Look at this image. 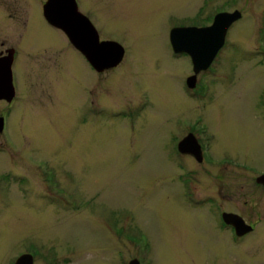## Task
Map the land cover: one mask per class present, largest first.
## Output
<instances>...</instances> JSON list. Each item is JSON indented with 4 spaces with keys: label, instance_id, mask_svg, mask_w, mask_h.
Wrapping results in <instances>:
<instances>
[{
    "label": "rangeland",
    "instance_id": "374dc122",
    "mask_svg": "<svg viewBox=\"0 0 264 264\" xmlns=\"http://www.w3.org/2000/svg\"><path fill=\"white\" fill-rule=\"evenodd\" d=\"M79 2L101 40L119 42L127 56L98 74L63 31L46 27L55 50L47 44L26 60L11 117L17 150L0 152V171L10 176L0 187V264H11L24 245L40 246L47 263L127 264L129 234L138 250H151L144 256L153 264H264V231L245 253H231L229 234L186 200L185 182L196 177L205 192L228 193L252 222L264 212L256 179L205 169L176 152L180 123L202 117L215 136L214 162L228 157L264 171V70L254 46L264 0ZM224 10L244 16L229 31L208 97L197 98L185 88L193 64L173 56L170 31L210 25ZM42 161L58 173L55 188L39 173Z\"/></svg>",
    "mask_w": 264,
    "mask_h": 264
},
{
    "label": "flooded vegetation",
    "instance_id": "af4514ba",
    "mask_svg": "<svg viewBox=\"0 0 264 264\" xmlns=\"http://www.w3.org/2000/svg\"><path fill=\"white\" fill-rule=\"evenodd\" d=\"M75 1L78 11L83 15L84 18L90 21L93 27L97 29L95 25L96 20L91 19L88 14L82 12L79 0ZM48 2L49 0H0V61H2V64L0 66V93L10 90L9 79L8 77H6V71L4 70V66L9 65L10 62L12 63V82L15 91V97L11 101L9 100V98H6L4 96H1L4 99L0 98V104L2 103V106H0V152L6 150L10 155H12V152L15 151L14 149H16L15 138L13 136V132L11 131V117L19 102V96L21 93V77L22 74L25 73L26 60H35L37 58V55L40 54L42 47L47 46V44H49L52 50H55L51 47V42H54V39L52 40L51 36L52 33L50 34V36H48V33H46V27L51 31L55 30L63 33L60 29L53 26L48 21L45 15V7ZM237 11L230 12L224 10L220 13H235ZM238 12L241 14V17L229 28L225 44L218 52L213 63L208 69L201 71L197 75L195 86L194 88H192L195 93L194 97H208L210 90L209 76L214 75L217 72L216 64L221 56V53L229 47V31L234 24L243 19V13L241 11ZM218 14L215 15L213 22L215 21V18ZM260 15L261 26L259 27V30L257 32L258 36L254 40V46H256L257 50L255 58L258 59V67L262 65V67L260 68L264 70V6ZM210 25H193L191 27L203 28ZM65 37L68 39L66 35ZM49 40H51L50 43H48ZM43 42L44 45L42 46L41 43ZM69 43L72 45L70 41ZM72 47L74 46L72 45ZM80 54L83 59L85 58L87 65L98 74H102L107 71L105 70L102 73L96 71L87 60V58L81 52ZM126 56L127 52L125 50L124 59L120 64L124 63ZM173 56L176 58L189 57L192 64V60L187 54H175L173 52ZM120 64L118 66H120ZM193 75L187 76L186 78L185 88L187 91L191 89L187 84L188 78L192 77ZM92 105V107H89L90 113H92V110L96 112L95 103H93ZM180 125L183 132H187V135H183V132H181V137L177 140L176 143L177 154L187 159H192L194 162L200 164L201 166H204L205 169L219 168L223 170L238 171L246 176H251L256 179L255 182L257 186L261 187L264 190V183L260 182V178L264 176V171L260 172L259 169L255 168L253 165L250 166L228 157H223L218 162H214L212 157V143L215 140V136L211 133L209 127L204 122L202 117L192 118L190 123L187 124L185 122H182L180 123ZM181 142H185V148L187 150L186 153H183L179 150V144ZM10 144H12V147H10ZM32 160L34 161L35 159L33 158ZM42 162H45L47 164L43 165V168L41 169V171H39V173L48 188H55V186L59 185H55L58 182V173L54 169L55 167L52 166L49 162ZM39 163L40 162H38L36 165H38ZM33 167L38 168L34 165ZM179 167H181V171H183V173L192 175V173L184 171L185 166L179 164ZM8 177L10 178V176ZM179 177L182 178V174ZM9 178H7V176L0 171V187L8 184ZM199 181L200 180H197L196 177L192 182L183 181L187 185L186 192L188 198L186 200L189 202V205L195 207L198 210L197 212L200 216L203 215V217L206 218V215H208V213L211 214V221H213V228L215 231H221L229 234L231 244L225 245L231 246V253L233 252L232 250H236L239 253L242 250V252L245 253L249 241L253 237L259 236L262 231H264V228H262L264 225V212L262 217L250 222L244 213V209L239 210L232 206V203L227 199L228 197H230L228 193L216 190L215 188H209L208 191L205 192V190H203V188L201 187ZM49 193H55L57 195L56 191L54 192L53 190H50ZM65 199V202L68 203V197H65ZM207 221L209 220L207 219ZM113 234L116 238H120L123 235L122 231H113ZM125 242L130 246L131 250H133L132 259L127 260V264H153L150 259L148 261L144 256L145 252H149L150 255L151 250H138V244L134 235L129 234V239L125 240ZM226 248L229 247L226 246ZM22 250L23 253L18 256V258H16V260H14L11 264H17L19 260H23L24 264H59L57 260H54L51 263L43 261L41 259L42 250L38 245H24ZM232 264L250 263L248 261L241 260L239 262L235 261Z\"/></svg>",
    "mask_w": 264,
    "mask_h": 264
},
{
    "label": "water",
    "instance_id": "95a60500",
    "mask_svg": "<svg viewBox=\"0 0 264 264\" xmlns=\"http://www.w3.org/2000/svg\"><path fill=\"white\" fill-rule=\"evenodd\" d=\"M45 15L53 26L64 32L72 45L87 58L96 71L102 73L113 69L123 61L124 47L115 41H101L96 28L78 11L75 0H49L45 7ZM240 17L241 14L238 11L220 13L216 16L212 26L174 28L170 31L173 52L175 54L185 53L192 60L194 75L188 78L189 88H194L197 75L211 66L225 44L229 28ZM1 64L2 61H0V66ZM11 66V62L4 66L10 90L0 93V98L4 96L10 101L15 97ZM179 150L183 153L187 152L185 142L179 144ZM260 182L264 183V176L260 178ZM17 264H24V262L19 260Z\"/></svg>",
    "mask_w": 264,
    "mask_h": 264
}]
</instances>
